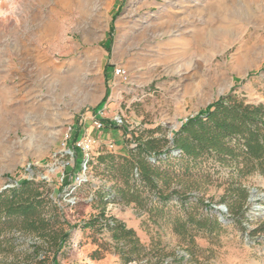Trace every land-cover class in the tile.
I'll use <instances>...</instances> for the list:
<instances>
[{"label":"rangeland","instance_id":"rangeland-1","mask_svg":"<svg viewBox=\"0 0 264 264\" xmlns=\"http://www.w3.org/2000/svg\"><path fill=\"white\" fill-rule=\"evenodd\" d=\"M227 94L264 104V0H0V193L42 185L70 229L56 258L38 235L5 229L0 264H264V173L171 152L183 123ZM148 140L168 151L148 155L162 193L121 168ZM189 195L200 203L182 205ZM103 208L135 231L138 260L121 258L108 228L84 226ZM189 213L222 225L176 233Z\"/></svg>","mask_w":264,"mask_h":264},{"label":"trees","instance_id":"trees-1","mask_svg":"<svg viewBox=\"0 0 264 264\" xmlns=\"http://www.w3.org/2000/svg\"><path fill=\"white\" fill-rule=\"evenodd\" d=\"M157 140H148L140 144L139 156L135 160L125 158L121 167L125 173L127 184L132 179H140L150 187L151 191L162 193L159 183L162 172L160 167L148 155L155 154L167 157L168 151L157 152ZM173 150H179V158L187 162H196L203 156L216 157L223 165L235 167L241 175H248L257 170L264 173V104H250L236 95L227 94L211 104L206 111L188 118L173 138ZM145 153V155H144ZM102 159H104L102 157ZM169 185L170 180H167ZM42 185L28 179L18 187L10 188L0 193V237L5 229H17L25 233L36 234L54 248V258L63 248L70 236L68 224L62 219L63 210L58 203L40 190ZM243 197L246 198V189ZM175 192V191H174ZM117 193L128 202L142 203L141 196L130 189L120 188ZM172 193L161 195L159 200L167 201ZM191 196L179 198L182 205L200 203L191 202ZM101 204L104 205V195L99 193ZM209 206V205H207ZM104 208L100 216H94L84 223V226L101 225L112 232L116 242L117 252L129 263L138 260L144 248L133 229L116 218L105 219ZM221 221L216 217L201 218L189 213L177 220L176 233L190 234L193 226L200 229L217 230ZM0 238V244L4 241Z\"/></svg>","mask_w":264,"mask_h":264},{"label":"built area","instance_id":"built-area-1","mask_svg":"<svg viewBox=\"0 0 264 264\" xmlns=\"http://www.w3.org/2000/svg\"><path fill=\"white\" fill-rule=\"evenodd\" d=\"M114 74L116 77L120 78L121 80H127L128 79V71L125 67L123 66H115L114 67ZM122 122V119L121 117H116L115 120L113 121V124L114 125H118L119 123ZM94 125L95 127L97 128H104V123L101 121L100 118H97L94 120ZM71 132L74 130V132L76 133V128H73V126L70 128ZM72 134V133H71ZM72 138V135L70 136ZM90 143H91V140L90 139H87V140H84V141H78L77 142V147H80V149L82 150L83 153H85V155L87 154L88 155V152L90 150ZM67 153H72L71 150H65ZM87 163V161H86ZM86 163L84 164V167L86 168ZM79 180H81L80 177H78Z\"/></svg>","mask_w":264,"mask_h":264},{"label":"water","instance_id":"water-1","mask_svg":"<svg viewBox=\"0 0 264 264\" xmlns=\"http://www.w3.org/2000/svg\"><path fill=\"white\" fill-rule=\"evenodd\" d=\"M180 151L179 150H173V153L174 154H178ZM218 211H226V206H222V207H215V212H218Z\"/></svg>","mask_w":264,"mask_h":264}]
</instances>
